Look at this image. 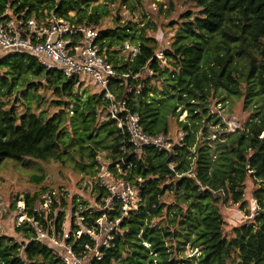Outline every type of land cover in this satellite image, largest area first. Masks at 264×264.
<instances>
[{"label":"trees","instance_id":"1","mask_svg":"<svg viewBox=\"0 0 264 264\" xmlns=\"http://www.w3.org/2000/svg\"><path fill=\"white\" fill-rule=\"evenodd\" d=\"M92 1L0 0V17L12 12L47 23L55 16L96 29L100 53L117 72L110 85L115 101L126 100L149 134L167 135L169 117L176 116L182 141L171 151L146 146L136 155L109 117L111 101L101 89L82 97L83 78H67L17 53L0 57V165L7 160L22 167L55 162L95 177L99 162L108 161L112 171L120 168L139 186L142 201L128 217L121 215L119 203L106 206L109 194L98 182L93 188L101 208L73 205L72 233L80 229L77 216L92 229H100L96 221L102 216L111 222L119 218L111 245L91 264H264V0H190L199 11L188 10L174 22L178 26L163 49L145 35V27L119 24L118 17L119 27L97 28L108 11ZM127 40L136 48L129 57L120 54ZM147 72L150 77L144 76ZM230 96L242 98L252 110L243 127L232 132L209 107L211 98ZM182 111L187 115L178 120ZM248 178L256 186L251 195L258 209L226 236L219 203L230 200L245 209ZM170 193L172 203L164 200ZM35 199L24 194L26 219L15 226L21 241L0 233V264H65L36 231L41 226L60 235L64 210L48 215L50 229L43 212L34 208ZM72 233L74 250L87 254L84 244L93 248L94 241ZM187 247L197 253L185 256Z\"/></svg>","mask_w":264,"mask_h":264},{"label":"rangeland","instance_id":"2","mask_svg":"<svg viewBox=\"0 0 264 264\" xmlns=\"http://www.w3.org/2000/svg\"><path fill=\"white\" fill-rule=\"evenodd\" d=\"M103 4L107 8L108 14L101 19V23L97 28L103 29L108 26L119 27L120 25H116L118 17L119 24L128 21L132 23L133 28L136 30L145 27V35L155 37L160 49L169 45L170 39L178 26L177 23H174L175 21H180L181 16L188 10H193L194 14H197L199 11L190 0H94L91 3L92 6ZM73 13L71 11L69 14L72 15ZM123 45L124 48L120 50L121 55L129 57L135 53L136 48L133 43L127 40ZM158 53V57H162V52ZM2 56L6 55L3 54ZM151 74V72H147L144 76L150 77ZM92 81L93 79L90 76L84 77V82L80 85L82 97L86 91L94 92L98 89ZM155 81L153 80V82ZM161 86L162 84L159 82L158 87L160 89ZM40 92H42L44 97L50 98L47 91L41 90ZM45 106L46 102L43 103L42 107ZM50 107L54 108L53 106ZM209 107L211 113L217 114L222 118V121L225 123L224 129L228 132L243 127L252 112L249 108L244 107L243 99L237 96H230L223 100L213 97L210 100ZM70 108L71 105L68 106V109ZM186 115L187 112L182 111L178 116V120L185 119ZM169 118L170 131L168 135L175 143L178 141L179 132L182 130L177 125L176 116ZM210 128L218 129L219 125H210ZM198 135H201V132ZM215 138V135L211 136V140ZM104 163L108 164V161ZM39 167L41 168L40 171H38ZM97 182L94 176L89 177L84 173H79L70 167L55 162H36V165L32 164L28 167H22L11 160L5 161L0 165V233L21 241V235L15 231V226L26 219V213L24 212V194L26 193L32 196L35 195L34 208L37 211L43 212L47 223L50 225V229L53 228V224L48 215L50 213L54 215L60 209H63L65 220L62 229L68 231L71 229L72 207L75 203L78 209L101 208L100 202L96 200L98 190L93 188L94 185H97ZM255 187L253 181L248 178L245 182L243 196L247 200V207L245 209H242L240 203L221 199L219 205L224 219L223 229L226 236L231 233V229L234 226L248 221L255 213L257 204L251 195ZM61 197L65 198L67 204L65 208L62 207ZM174 197V193H170L165 195L164 200L172 203ZM17 198L16 206L12 208L11 203ZM54 202L55 206L52 207ZM110 204L111 202L107 200L106 206ZM247 210L249 211L248 214ZM77 217L74 220L75 223L79 222ZM100 224L102 227H105L102 229H108V231L114 228V224L111 221H107V218L104 216L101 218ZM80 228L82 229L83 227L80 226ZM193 253L194 251L188 247L183 252L187 257Z\"/></svg>","mask_w":264,"mask_h":264},{"label":"built area","instance_id":"3","mask_svg":"<svg viewBox=\"0 0 264 264\" xmlns=\"http://www.w3.org/2000/svg\"><path fill=\"white\" fill-rule=\"evenodd\" d=\"M8 15L5 18L0 17L1 56L10 53L12 56L17 53H27L35 57L47 69L58 70L67 78L81 77L84 79L90 76L93 79L92 82L111 101L107 113L127 135L133 153L136 155H139L146 146L171 151L175 144H180L184 135L182 131L179 132L178 141L175 143L168 134H149L144 131L138 112L132 111L127 106L126 100L115 101L110 85L111 79L117 75V72L100 53L99 32L96 29L72 24L66 19L55 16H52L47 23H39L32 17L18 16L12 12ZM124 174L120 168H118V173H115L108 164L100 161L95 178L99 186L108 192V200L119 203L121 215L128 217L137 210L142 197L139 186L126 179ZM77 218L79 222L75 225L83 228L76 229L73 233L71 229L68 231L62 229L60 235L50 234L47 229L37 226L38 223L33 219L29 220L37 226V238L48 241L60 253L65 264H91L93 260L102 258L103 247L111 245L113 229L109 231L102 229L105 227L100 224L101 218L96 221L100 229L88 228L82 224L83 216ZM118 221L119 218L112 222L114 226L118 224ZM71 233L77 238L82 235L89 236L95 243L93 248L84 244L88 253L82 255V252H76L72 243L69 242ZM195 253H197L196 250L193 254Z\"/></svg>","mask_w":264,"mask_h":264},{"label":"water","instance_id":"4","mask_svg":"<svg viewBox=\"0 0 264 264\" xmlns=\"http://www.w3.org/2000/svg\"><path fill=\"white\" fill-rule=\"evenodd\" d=\"M9 56H12V54L10 53V54H7L5 57H9Z\"/></svg>","mask_w":264,"mask_h":264}]
</instances>
